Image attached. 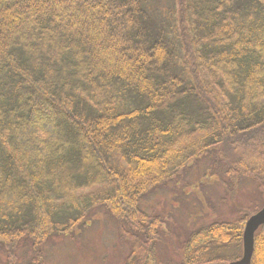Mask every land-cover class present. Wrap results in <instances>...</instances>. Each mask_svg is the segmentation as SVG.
<instances>
[{
  "label": "trees",
  "instance_id": "obj_1",
  "mask_svg": "<svg viewBox=\"0 0 264 264\" xmlns=\"http://www.w3.org/2000/svg\"><path fill=\"white\" fill-rule=\"evenodd\" d=\"M166 1L0 0V264L23 239L26 264H46L49 240L102 212L128 245L119 264L240 257L260 207L184 236L140 201L173 184L182 202L201 159L264 198V0Z\"/></svg>",
  "mask_w": 264,
  "mask_h": 264
},
{
  "label": "rangeland",
  "instance_id": "obj_2",
  "mask_svg": "<svg viewBox=\"0 0 264 264\" xmlns=\"http://www.w3.org/2000/svg\"><path fill=\"white\" fill-rule=\"evenodd\" d=\"M163 1L167 3L166 0ZM209 164L212 165L210 161L201 159L188 172L187 183L189 185H183L182 181L185 178L178 180L176 186L179 185L180 189L184 187L182 202L180 193L164 191L173 187L171 184L164 190L156 189L152 195L149 194L144 199L142 198L140 208L147 213H171L177 217V225L174 227L176 219L174 222L167 219V226L169 229L172 228L173 232L182 231V234H179L185 236L188 231L198 227L203 221L236 219L239 206L253 211L264 205V198L258 193L257 186L250 181L243 180L240 185H234L230 188L232 190H228L224 185V182L228 181L227 177L222 175L221 171H219L220 175L215 174ZM95 216L98 218H95L94 222L93 217H89L83 221L84 228L73 231L76 237L71 239L68 236H56L49 240L42 247V255L45 257L46 264H119L127 253L128 245L127 243L122 244L118 238L112 228L114 221L111 218L103 212L96 213ZM19 246L17 251L19 264H26L22 251L27 249V254H30L29 242L23 239ZM121 250L125 254L119 259ZM3 253L0 248L1 259H3ZM31 253L33 254L32 251Z\"/></svg>",
  "mask_w": 264,
  "mask_h": 264
},
{
  "label": "water",
  "instance_id": "obj_3",
  "mask_svg": "<svg viewBox=\"0 0 264 264\" xmlns=\"http://www.w3.org/2000/svg\"><path fill=\"white\" fill-rule=\"evenodd\" d=\"M264 224V205L246 219L242 232V254L230 264H249L254 249V233Z\"/></svg>",
  "mask_w": 264,
  "mask_h": 264
}]
</instances>
